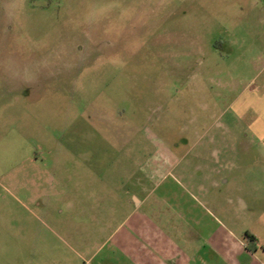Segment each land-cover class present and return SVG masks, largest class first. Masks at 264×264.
Wrapping results in <instances>:
<instances>
[{
	"label": "rangeland",
	"instance_id": "obj_1",
	"mask_svg": "<svg viewBox=\"0 0 264 264\" xmlns=\"http://www.w3.org/2000/svg\"><path fill=\"white\" fill-rule=\"evenodd\" d=\"M124 143L182 159L168 188L205 206L202 253L264 264V0H0V264L81 251L69 173L117 189Z\"/></svg>",
	"mask_w": 264,
	"mask_h": 264
},
{
	"label": "crops",
	"instance_id": "obj_2",
	"mask_svg": "<svg viewBox=\"0 0 264 264\" xmlns=\"http://www.w3.org/2000/svg\"><path fill=\"white\" fill-rule=\"evenodd\" d=\"M112 145L110 148H117L118 155L124 157L120 162L121 185L116 189V185L109 181L103 183L101 190L88 192L80 188V180L100 179L99 173L93 168L90 178L77 168L74 173H69L75 176L70 179L71 199L65 204L70 213L76 214L78 226L67 223L63 226L70 229L73 244L81 246V251L71 247L74 251L52 259V264H221L224 261L239 264L238 254L212 251L208 256L201 252L198 245L200 229H208V223L201 217L205 206L201 205L200 198H194L191 203L189 200L181 202L187 195L192 197L188 189L178 194L168 188L170 179L175 180L174 176L179 174L178 168L183 164L173 149L157 143L144 159L139 144ZM138 162L137 169L135 164ZM148 166L147 179L143 172ZM67 174L56 175L62 180ZM148 185L150 189L146 188ZM80 196L87 197L86 202L80 200ZM215 226L210 227L213 229ZM90 229L98 235L92 241L84 238ZM223 229L210 231V238L220 245L226 239L229 244L231 238L236 240L231 242L234 245L239 242L232 232H223ZM27 261L33 262L32 259Z\"/></svg>",
	"mask_w": 264,
	"mask_h": 264
},
{
	"label": "trees",
	"instance_id": "obj_3",
	"mask_svg": "<svg viewBox=\"0 0 264 264\" xmlns=\"http://www.w3.org/2000/svg\"><path fill=\"white\" fill-rule=\"evenodd\" d=\"M245 238L248 243L247 248L250 249L252 252H256V250L258 249V246H256L257 236L253 232L247 231Z\"/></svg>",
	"mask_w": 264,
	"mask_h": 264
}]
</instances>
